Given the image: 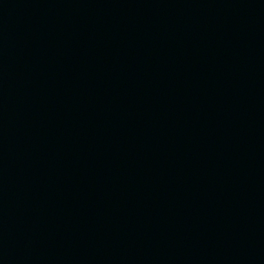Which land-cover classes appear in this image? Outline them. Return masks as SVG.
Here are the masks:
<instances>
[{
	"label": "water",
	"instance_id": "obj_1",
	"mask_svg": "<svg viewBox=\"0 0 264 264\" xmlns=\"http://www.w3.org/2000/svg\"><path fill=\"white\" fill-rule=\"evenodd\" d=\"M0 264H264V0H0Z\"/></svg>",
	"mask_w": 264,
	"mask_h": 264
}]
</instances>
